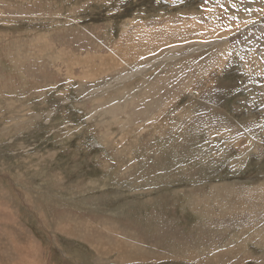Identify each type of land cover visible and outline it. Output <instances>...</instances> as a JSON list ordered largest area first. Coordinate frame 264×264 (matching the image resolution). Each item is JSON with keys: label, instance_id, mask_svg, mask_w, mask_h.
<instances>
[{"label": "rangeland", "instance_id": "1", "mask_svg": "<svg viewBox=\"0 0 264 264\" xmlns=\"http://www.w3.org/2000/svg\"><path fill=\"white\" fill-rule=\"evenodd\" d=\"M0 207V264H264V0H0Z\"/></svg>", "mask_w": 264, "mask_h": 264}, {"label": "bare ground", "instance_id": "2", "mask_svg": "<svg viewBox=\"0 0 264 264\" xmlns=\"http://www.w3.org/2000/svg\"><path fill=\"white\" fill-rule=\"evenodd\" d=\"M132 75V74H131ZM121 76V75H120ZM125 77V78H124ZM118 78V77H117ZM126 78H128L127 77V74L125 75V76H123V77H119L118 79H123V80H125ZM118 79H113V81L112 82H114L115 83V81L116 82H119V81H122V80H118ZM142 97V96H141ZM145 97V96H144ZM136 98V97H135ZM152 102V101H151ZM149 105H151V104H149ZM119 109V106L118 105H113L112 106V114L114 113V112H116L117 110ZM149 110V109H148ZM111 111V110H110ZM181 117V116H180ZM156 130V129H155ZM162 134V133H161ZM2 202V201H1ZM3 205V204H2ZM7 205V204H6ZM1 208V207H0ZM4 208V207H3ZM89 239H90V242H91V244H92V246H94L95 248H97L96 250H98V252H100V253H106L107 252V249L105 250L104 249V245H100L99 243H97L96 241L97 240H95L93 237H89L88 238V241H89ZM93 239V240H92ZM95 240V241H94ZM117 241V240H116ZM100 242H101V240H100ZM119 242V241H118ZM118 244V243H117ZM120 244V243H119ZM107 245H105V247H106ZM110 248H111V246H109ZM107 248V247H106ZM115 249V248H114ZM25 256V255H24ZM119 257H120V259H122V258H125V257H127V254H125V253H123V251H121L120 250V252H119ZM133 258V257H132ZM130 260V259H129Z\"/></svg>", "mask_w": 264, "mask_h": 264}]
</instances>
